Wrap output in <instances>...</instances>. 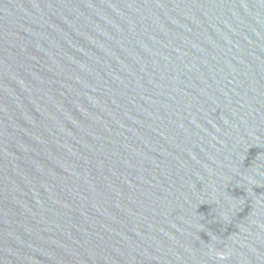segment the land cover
Here are the masks:
<instances>
[{
    "label": "water",
    "instance_id": "obj_1",
    "mask_svg": "<svg viewBox=\"0 0 264 264\" xmlns=\"http://www.w3.org/2000/svg\"><path fill=\"white\" fill-rule=\"evenodd\" d=\"M0 264H264V0H0Z\"/></svg>",
    "mask_w": 264,
    "mask_h": 264
}]
</instances>
